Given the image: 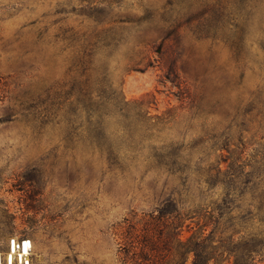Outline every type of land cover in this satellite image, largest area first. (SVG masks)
Masks as SVG:
<instances>
[{
    "label": "rangeland",
    "instance_id": "rangeland-1",
    "mask_svg": "<svg viewBox=\"0 0 264 264\" xmlns=\"http://www.w3.org/2000/svg\"><path fill=\"white\" fill-rule=\"evenodd\" d=\"M232 6V0H0V243L31 239L33 264H116L113 226L131 211H153L170 197L199 212L220 198V190L200 194L198 169L226 155L215 147L234 134L229 122L238 114L251 159L264 146V0L235 7V22ZM170 68L188 102L177 100L178 86L166 79ZM86 81L110 84L125 101L143 100L148 117L169 124L134 127L145 137L135 139L142 148L112 163L104 149L69 138L80 120L68 113L67 93L79 99ZM44 91L60 108L42 129L34 115ZM168 109L174 114L162 115ZM115 123L110 132L123 134ZM172 161L188 170L170 175L159 165ZM183 181L189 191L177 194ZM197 221H186L193 229L184 228L183 239Z\"/></svg>",
    "mask_w": 264,
    "mask_h": 264
},
{
    "label": "trees",
    "instance_id": "trees-1",
    "mask_svg": "<svg viewBox=\"0 0 264 264\" xmlns=\"http://www.w3.org/2000/svg\"><path fill=\"white\" fill-rule=\"evenodd\" d=\"M232 1L235 6L230 7L229 17L235 22V7L250 9V5L261 0ZM232 26L237 28V25ZM166 79L178 86L180 94L177 100L188 102L187 88L179 82L173 68L169 69ZM83 90L76 100L71 99L73 93H67L68 113L80 120L79 129L72 127L69 138L75 135L97 145L104 149L108 160L117 165L123 163L121 160L125 155L135 154L142 148L135 139L145 137L135 135L136 127L147 130L169 124L162 120V116L148 117L147 103L143 100L125 101L108 83L91 84L86 81ZM37 100L34 119L43 129L50 121L51 114L60 107L56 106L48 91L40 94ZM172 114L174 110L168 109L162 115ZM237 117L238 114L228 127V132L234 129V134H224L222 145L215 147L216 150L225 151L226 155L206 165L204 170L198 169L202 181L200 194L210 191L213 195L220 190V198L208 205H199V212H186L170 197L153 211L140 215L131 211L113 226L117 244L116 264H256L257 256L264 258V146L261 147L263 153H258L257 158L251 159L252 156L247 155L249 144L243 141V123L238 122ZM112 119L123 131V134L113 133L119 145L117 147L113 146V134L109 129ZM234 136H237L236 144L233 143ZM126 141L130 144L124 143ZM174 150L179 151L180 148ZM159 165L165 166L170 175L188 170L174 161L165 164L159 162ZM183 182V190L176 191L177 194L189 191V186ZM195 217L198 221L194 232L183 239V229H193L186 225V221ZM255 224L258 226L257 233L247 232L243 235L248 227Z\"/></svg>",
    "mask_w": 264,
    "mask_h": 264
},
{
    "label": "built area",
    "instance_id": "built-area-1",
    "mask_svg": "<svg viewBox=\"0 0 264 264\" xmlns=\"http://www.w3.org/2000/svg\"><path fill=\"white\" fill-rule=\"evenodd\" d=\"M0 264H33L32 240L27 237H9L0 243Z\"/></svg>",
    "mask_w": 264,
    "mask_h": 264
},
{
    "label": "bare ground",
    "instance_id": "bare-ground-1",
    "mask_svg": "<svg viewBox=\"0 0 264 264\" xmlns=\"http://www.w3.org/2000/svg\"><path fill=\"white\" fill-rule=\"evenodd\" d=\"M27 250V246L25 245V251Z\"/></svg>",
    "mask_w": 264,
    "mask_h": 264
}]
</instances>
